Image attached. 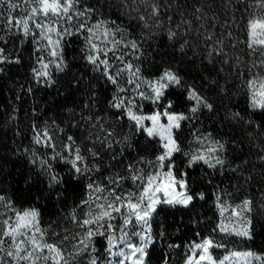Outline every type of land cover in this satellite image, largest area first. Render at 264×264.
I'll list each match as a JSON object with an SVG mask.
<instances>
[{
  "label": "snow or ice",
  "instance_id": "1",
  "mask_svg": "<svg viewBox=\"0 0 264 264\" xmlns=\"http://www.w3.org/2000/svg\"><path fill=\"white\" fill-rule=\"evenodd\" d=\"M109 11H115L116 18L105 16ZM124 18L129 28L122 27ZM137 26L144 31L130 39ZM161 28L167 40L179 41L180 53L191 48L195 55L196 47L202 48L206 73L223 72L224 68L216 65H229L238 78H244L250 109L264 113V0H0V74L5 73V65L22 63L19 50H7L9 42L17 49L28 42L35 65L31 68L33 81L52 87L56 84L53 69L56 73L69 70L65 50L75 38L82 41L81 59L90 66V73L98 74L94 79L100 87L113 88L101 115L97 84L75 73L68 88H79L84 98L79 112L67 110L71 117L67 127L76 132L68 134L54 120L41 127L33 121V144L49 151L25 148L24 154L49 194L59 203L69 185L83 181L84 196L59 222L51 220L44 226L39 208H17L0 192V264H151L150 250L154 251L164 236L163 229L154 234V217L165 206L191 210L197 201L205 199L203 192L191 190L186 172L177 180L173 156L182 152L183 124L199 120L202 110L215 112L217 106L195 87L185 89L184 78L175 67L163 68L153 78L144 76L138 63L144 56L143 46L156 35L153 29ZM214 57L221 59L214 61ZM170 88L184 89L185 99L192 102L186 112L173 110L175 101L166 96ZM21 90L32 93L30 86L21 85ZM220 91L226 89L221 87ZM137 98L159 107L144 114ZM32 114L36 115L35 109ZM224 119L261 128L245 120L239 111L230 112ZM125 120L127 131L122 134L117 129L125 127ZM141 132L159 143L158 154L154 159L138 157L124 164L122 170L114 169L112 162L121 163L125 149L132 148L131 137ZM260 135L264 137V133ZM248 136L258 149L256 158L230 166L243 184L233 185L234 192L217 187V222L211 234L186 245L184 264H264V253L230 249L227 242L229 237L253 240V213L257 208L264 212V172L258 189L262 202L254 204L250 194L256 162L264 165V146L254 143L253 133ZM197 143L202 147L189 155L188 167L203 163L222 174L228 141L208 133L197 137ZM58 163L67 166V175L56 170ZM250 163V171L245 172L243 168ZM127 182L131 189L125 188ZM97 237L103 238V253L96 246ZM180 247L167 244L168 249ZM214 249L224 252L216 256ZM171 258L165 252L161 264H169Z\"/></svg>",
  "mask_w": 264,
  "mask_h": 264
},
{
  "label": "trees",
  "instance_id": "2",
  "mask_svg": "<svg viewBox=\"0 0 264 264\" xmlns=\"http://www.w3.org/2000/svg\"><path fill=\"white\" fill-rule=\"evenodd\" d=\"M219 10V9H218ZM115 11L105 12V16L116 18ZM15 15V13H14ZM224 19L223 15L220 17ZM120 23V21H118ZM195 23V22H194ZM122 27L129 28L130 24L127 18H124ZM167 27V25H165ZM144 31L139 26L132 29L130 39L138 38V33ZM156 33L148 40L144 48V56L138 61L142 65V72L145 77L153 78L158 76L163 68L175 67L179 69L184 78V88L189 85L195 87L201 95L205 96L209 102L216 107L215 112L202 110L199 113V120L183 124V133L180 137L181 153L173 156V173L179 180L181 172H186L185 179L188 180L189 186L193 192H203L204 200L196 202V206L191 209L184 208H168L160 212L154 217L153 232L159 233L163 229L164 236L154 251L150 250L151 264H161L162 255L167 252L172 258L169 264H184V256L186 254V245L192 241H199L201 238L211 234L212 227L215 226L218 219V208L214 204V194L217 187L235 191L233 185H242L243 180L230 170V166L241 164L242 160L247 158L254 161L258 149L252 146L248 133H253L255 137L254 143L264 146V137L260 134L264 133V113L253 111L249 107L246 90L243 87V77L238 78L231 70L229 65H216L217 68L223 67V72H212L211 74L204 71L207 61L204 59L203 49L196 47V54H193L191 48H187L185 53L177 50L179 41L172 42L167 40L166 32L163 28L153 29ZM220 31L219 25L217 32ZM235 34H239L234 30ZM192 39H195L194 37ZM243 39V36H241ZM227 43V41H226ZM82 41L73 38L70 47L66 48V59L69 62V70L64 73H56L53 69V75L56 84L52 87H45L36 84L31 75V68L34 65L31 52V45L25 42L23 48L17 49L16 45L9 42L7 50L14 53L19 50L23 59L19 65H5V73L0 74V192L6 194L12 199L17 208H27L31 205L39 208L41 211V223L46 226L49 221H60L62 215H66L75 204L84 196L83 181L79 184L73 182L68 186L64 198L58 203L48 192L47 188L38 177L35 168L29 164V156L24 154V149H34L40 153L49 151L32 142L33 121L37 127L43 126L45 122L51 123L53 120L66 128L68 134L76 132V129L67 127L71 122L68 109L80 111V104L83 103L84 94L79 89L69 90L68 82L75 73H81L88 83L97 84V94L100 97L98 106L101 115L107 109L106 101L113 94L112 86L100 87V82L95 80L98 74L90 73L89 65L81 59L80 49ZM230 55L232 50H229ZM246 58V57H245ZM221 57H214V61L220 60ZM207 77V79H205ZM215 80L213 84L210 81ZM107 83L106 81L104 82ZM21 85L32 88L31 94H26L21 90ZM224 87L226 91L222 93L220 88ZM17 96L20 99H17ZM168 100L175 101L173 110L176 112H186L191 106L190 101L185 99L184 89L170 88L166 93ZM142 103V112L151 114L156 108L149 103ZM15 106L18 111L14 112ZM36 110V115L32 114V110ZM239 111L245 120H252L256 124H260L261 128L256 130L251 125L243 121L236 123L228 119H224L230 112ZM109 110V115H111ZM15 118H10V117ZM125 127L117 130L122 134L127 131L126 125L128 121L122 122ZM211 133L212 137L221 141H228L227 151L223 156L227 159V163L223 169V173L216 169L208 168L207 165L200 163L193 167H188L189 155L196 153L200 149L201 144L197 143V137L202 134ZM235 142V143H233ZM132 148L125 149L124 157L120 158L121 163L112 162L114 169H123L124 164L131 163L138 157H146L154 159L155 155L160 151L159 143L154 141L141 132L131 137ZM205 142L204 147H207ZM56 170L61 175H67V166L58 163L55 165ZM251 163L244 167L245 172L250 171ZM167 171V168H165ZM264 172V165L256 162V172L253 174L252 190L250 192L254 204L261 201L259 189V181L261 173ZM209 180L211 183H209ZM126 189H131L130 182L125 184ZM39 189V190H38ZM243 198L244 189H240ZM39 196V200L33 198ZM255 224L254 239L251 241L239 238L229 237L227 239L230 249H251L259 253H264V212L259 208L253 213ZM195 222V223H194ZM200 236L197 237L196 233ZM217 239H220L218 236ZM179 244L181 247L177 249H168L167 244ZM103 238H96V246L103 253ZM224 252L223 249H214V255L220 256Z\"/></svg>",
  "mask_w": 264,
  "mask_h": 264
},
{
  "label": "rangeland",
  "instance_id": "3",
  "mask_svg": "<svg viewBox=\"0 0 264 264\" xmlns=\"http://www.w3.org/2000/svg\"><path fill=\"white\" fill-rule=\"evenodd\" d=\"M144 102H146V103H149V104H151L149 101H144ZM152 106H154L155 108H157V107H159L158 105H153V104H151ZM178 180V179H177ZM179 190V189H178Z\"/></svg>",
  "mask_w": 264,
  "mask_h": 264
}]
</instances>
